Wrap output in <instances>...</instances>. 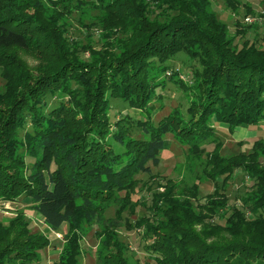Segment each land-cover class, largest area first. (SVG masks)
I'll return each instance as SVG.
<instances>
[{
  "label": "trees",
  "instance_id": "1",
  "mask_svg": "<svg viewBox=\"0 0 264 264\" xmlns=\"http://www.w3.org/2000/svg\"><path fill=\"white\" fill-rule=\"evenodd\" d=\"M97 1L105 23L95 39L87 32L83 40L68 34L61 5L48 17L41 0H0V200L29 199L50 230L66 225L52 264H81L84 222L98 227L93 264H129L120 228H142L152 237L145 251L155 264H264V139H254L248 152L224 155L216 136L220 123L232 133L264 121V48L255 39L233 43L210 0ZM14 50L37 51L49 61L34 71ZM180 51L200 66L188 87L167 63ZM167 80L194 90L184 113L172 109L156 122L150 115L134 124L128 115L111 120V97L143 111ZM168 133L204 155L213 192L199 207L165 187L152 193L147 214L124 223L125 208L135 213L128 196L135 176L159 163ZM238 171L248 182L228 206L226 185ZM110 205L114 216L104 217ZM214 218L213 228L229 240L210 238ZM49 245L24 212L0 220V264H40Z\"/></svg>",
  "mask_w": 264,
  "mask_h": 264
},
{
  "label": "rangeland",
  "instance_id": "2",
  "mask_svg": "<svg viewBox=\"0 0 264 264\" xmlns=\"http://www.w3.org/2000/svg\"><path fill=\"white\" fill-rule=\"evenodd\" d=\"M45 7L46 16H51L52 10L58 5L63 11L61 21L65 22V26L70 37L76 39H85L87 32L93 33V38L97 37V32L105 23L103 9L97 0H41ZM212 9L216 12L218 21L226 25L227 37H233V43L238 47L245 41L250 43L254 39L257 45L264 48V6L260 0H210ZM238 9V13H234V9ZM246 10L251 11L247 13ZM233 12V13H232ZM254 17L253 22L247 23L246 16ZM253 24V26H250ZM256 24V27H254ZM112 32L117 30L112 29ZM101 31L99 32V34ZM94 48H100L101 44L93 42ZM15 58L24 62L32 70H43L48 57H42L40 53L23 50H14L10 52ZM168 64L173 65L174 69L181 72L182 82L185 87L190 85V80L194 67L198 70L200 66L197 62L188 56L185 52H178L175 57L170 59ZM194 64V65H192ZM169 77V75H166ZM4 80L0 77V91L3 90ZM152 103L143 111H135L128 108L127 103L116 98H110L109 113L111 120H117L124 115H128V119L134 124L138 118L151 116L153 121H158L165 116L170 110L178 109L184 113L188 102L194 99V90L186 89L179 86L173 81L167 80L165 87L157 88ZM217 124L216 136L222 141L221 153L229 155L239 150L248 152L254 139H264V121L250 129L245 127H236L232 133L228 131L227 125ZM128 127L126 126V129ZM133 136H142L141 133L132 131ZM126 136V135H125ZM131 136V133L126 137ZM169 140L167 149L159 153V163L157 165L150 164V173L136 174L137 183L132 189L129 196V203L135 204V213L131 214L128 208L122 213V220L134 222L137 216L148 213L146 206L150 205L153 192H163L165 187L171 188L173 195L179 198H190L196 206H201L207 195L213 192V183L207 179L205 174L206 161L204 155L199 157L188 151L187 145L174 134L165 135ZM108 141L117 151L123 150V146L116 144L110 137ZM242 141L241 144L236 142ZM206 151H210L213 145H207ZM24 150V149H22ZM23 152V151H22ZM31 158H27V162H31ZM264 161V156L260 158ZM243 180V181H242ZM243 175L238 171L234 173V178L226 185L227 204L231 206L235 204L236 196H239L245 188ZM245 181L248 182L246 179ZM243 182V183H242ZM121 196L124 195L120 191ZM193 199H196L195 201ZM29 199L19 198L16 201L0 200V220L6 223L11 217L15 216L18 211L26 214L30 220L32 232L42 233L50 240V245L41 251L40 264H52L57 259L58 253L63 240V234L67 231V227L63 224L59 230L52 231L44 223L39 214L30 208ZM145 203V205H142ZM115 206L110 205L104 210V217L110 218L114 216ZM210 228L211 239L213 241H227L230 238L224 231L213 228L218 220L211 219ZM222 223V221H220ZM200 227V225L198 226ZM202 228V226L200 227ZM210 229V230H209ZM98 230L95 223H83L81 237V256L79 261L81 264H93L97 254L98 241L94 236V232ZM142 228L118 229V235L127 244L126 258L129 264H155L153 259L148 256L145 246L152 240V237L146 235Z\"/></svg>",
  "mask_w": 264,
  "mask_h": 264
},
{
  "label": "built area",
  "instance_id": "3",
  "mask_svg": "<svg viewBox=\"0 0 264 264\" xmlns=\"http://www.w3.org/2000/svg\"><path fill=\"white\" fill-rule=\"evenodd\" d=\"M245 21H246L247 23H249V22H253V21H254V17L248 15V16H246Z\"/></svg>",
  "mask_w": 264,
  "mask_h": 264
},
{
  "label": "crops",
  "instance_id": "4",
  "mask_svg": "<svg viewBox=\"0 0 264 264\" xmlns=\"http://www.w3.org/2000/svg\"><path fill=\"white\" fill-rule=\"evenodd\" d=\"M222 125V124H221Z\"/></svg>",
  "mask_w": 264,
  "mask_h": 264
}]
</instances>
